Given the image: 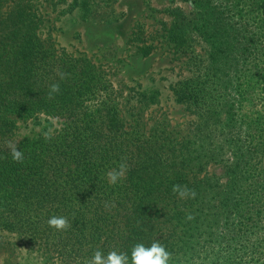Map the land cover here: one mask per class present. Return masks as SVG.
Segmentation results:
<instances>
[{
  "label": "trees",
  "instance_id": "1",
  "mask_svg": "<svg viewBox=\"0 0 264 264\" xmlns=\"http://www.w3.org/2000/svg\"><path fill=\"white\" fill-rule=\"evenodd\" d=\"M189 1L169 38L190 48L194 29L208 55L192 51L175 83L203 119L181 134L139 109L126 123L108 73L42 36L41 2L66 0H0V250L26 241L60 264H264V0Z\"/></svg>",
  "mask_w": 264,
  "mask_h": 264
},
{
  "label": "rangeland",
  "instance_id": "2",
  "mask_svg": "<svg viewBox=\"0 0 264 264\" xmlns=\"http://www.w3.org/2000/svg\"><path fill=\"white\" fill-rule=\"evenodd\" d=\"M41 3L45 21L40 29L42 36L73 56L88 58L108 73L126 123L133 122L137 109L142 123L151 126L164 121L177 126L181 134L188 126L202 122L197 113L177 102L174 88L175 83L191 75L189 59L193 52L206 59L208 44L194 29L190 48L179 47L169 38L174 10L190 14L194 11L191 1L92 0L87 11L70 8L72 0L56 7ZM149 99L154 102L150 104ZM224 120L222 114L218 123ZM209 123L216 120L209 119ZM208 172L220 175L223 169L217 164ZM16 243L19 247L14 251L0 250V264H60L26 241Z\"/></svg>",
  "mask_w": 264,
  "mask_h": 264
}]
</instances>
